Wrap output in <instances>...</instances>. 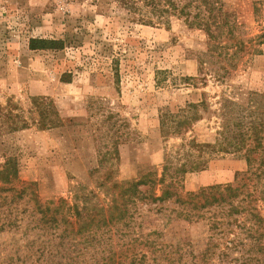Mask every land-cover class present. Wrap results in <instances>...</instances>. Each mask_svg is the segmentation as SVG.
<instances>
[{
    "label": "rangeland",
    "instance_id": "rangeland-1",
    "mask_svg": "<svg viewBox=\"0 0 264 264\" xmlns=\"http://www.w3.org/2000/svg\"><path fill=\"white\" fill-rule=\"evenodd\" d=\"M219 3L230 15L212 26L213 40L185 15L143 24L115 0H0V105L11 99L30 123L0 135V170L11 178L0 175V264H238L261 257L250 244L264 249V0ZM197 4L191 0L190 18ZM34 37L62 39L64 47L29 49ZM199 59L213 69L205 85L185 79L198 74ZM225 66V79L214 78ZM203 93L214 111L183 137L163 138L160 114H177ZM33 97L50 101L61 125L37 128ZM222 107L244 130L250 120L262 122L260 144L252 135L244 145L259 157L248 171L243 152L206 151V166L185 173L182 188L245 184L262 218L261 237L246 235L254 220L246 213L225 214L216 205L187 218L173 200H137L116 218L125 205L114 209L113 199L120 201L127 182L159 178L165 155L182 161L191 138L215 141ZM161 188L156 182L152 191L158 196Z\"/></svg>",
    "mask_w": 264,
    "mask_h": 264
},
{
    "label": "trees",
    "instance_id": "trees-1",
    "mask_svg": "<svg viewBox=\"0 0 264 264\" xmlns=\"http://www.w3.org/2000/svg\"><path fill=\"white\" fill-rule=\"evenodd\" d=\"M120 3L128 12L133 14L143 24L168 22L171 14L178 13L179 15H185L186 22L191 25H197L199 28H203L207 35L213 40L217 37L213 35V28H218V25L222 22H226L229 18V13L222 11L220 0H196L199 2L198 11L193 18H190L191 12L188 10L191 5V0L186 1L182 6L176 2V0H115ZM216 3H219L216 5ZM202 5V6H201ZM207 11L206 15L203 11ZM259 37H263L264 33ZM219 43V42H218ZM215 46V44H214ZM64 47V41L56 38H43L34 37L29 38L28 48L32 50L37 49H61ZM198 74L195 76H186L185 79L192 81L196 84L198 81L206 84L207 76L212 75L213 69L206 67L205 61L198 60ZM220 72L217 68L214 69L213 76L217 80L223 81L229 72L228 67H222ZM32 104L36 109L38 116L33 119L34 125L39 129H48L61 125L60 117L57 114L56 109L50 103L46 101L44 97H33ZM230 104H233L230 102ZM232 108V107H231ZM222 107L220 111L224 118L221 124V129L217 131V136L214 142H198L194 138L187 141L185 150H182L178 158H183L182 161L173 163L168 154L165 155V162L162 165V171L159 178L150 177L149 174L142 176L136 181L127 182L125 188L120 192V201L114 198V209H119V204L125 205L121 212L116 216L118 219H123L127 213L128 208L126 205L134 204L136 201L141 202H165L173 200L179 205H182L183 217H192L191 210H200L208 206H218L219 210H222L225 214H241L246 213L247 219H254L246 226V235L249 239H256L261 237V233L258 231V226L262 218L253 212L252 207V195L249 192L244 193L242 188L245 184H215L207 187H202L198 191H183L182 179L184 174L194 170H200L206 166L207 159L203 158L204 152H222L233 153L243 152L247 163V170L249 171L253 167V162L259 157L256 147L245 146V142L250 136H254L255 140L260 139V131L262 127L261 123H255L254 120H250V124L247 128L242 129L243 122L239 119L230 122V112ZM210 107L205 98V94L197 102H187L183 108H180V112L173 114L170 112H162L159 116L160 133L163 138L170 136L183 137L193 126L195 122L204 117V113H208ZM231 119L235 118L233 116ZM231 124V125H230ZM30 126L29 121L19 111L18 105L11 99L6 101L4 105H0V135L3 133L14 132L20 129H24ZM184 143L182 144V147ZM179 152V149L176 151ZM258 153V154H257ZM258 156H255V155ZM261 161L262 156H261ZM4 170H0V175L4 174ZM16 174V171H14ZM253 172H250L252 174ZM5 175V174H4ZM15 177V176H14ZM6 181H10V177L6 174L4 176ZM248 178V177H247ZM169 179V180H167ZM162 184L161 194L156 195L152 190L156 184ZM141 186H146V189L141 190ZM186 210H183L185 209ZM117 214V215H118ZM112 218V217H111ZM233 221L237 222V218ZM257 235L256 236H254ZM256 244H250L252 249H257L261 253L260 258L253 256H246L238 264H264V249L258 242ZM246 245H249L246 244ZM227 247H229L227 245ZM211 253V249H205L206 254ZM91 264H106L103 261H95ZM134 264V263H133Z\"/></svg>",
    "mask_w": 264,
    "mask_h": 264
}]
</instances>
